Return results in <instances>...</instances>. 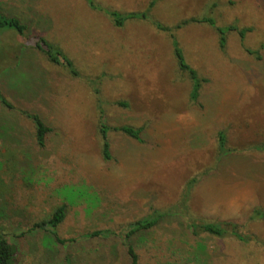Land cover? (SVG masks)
I'll return each instance as SVG.
<instances>
[{
	"label": "rangeland",
	"instance_id": "rangeland-1",
	"mask_svg": "<svg viewBox=\"0 0 264 264\" xmlns=\"http://www.w3.org/2000/svg\"><path fill=\"white\" fill-rule=\"evenodd\" d=\"M0 10L27 26L0 32V90L14 106L0 104V236L15 245L16 264H127V225L156 209L171 212L133 238L139 264H184L179 249L198 241L208 264H264V217L252 218L264 212V0H0ZM107 10L139 16L116 26ZM205 17L234 27L223 49L205 22L175 28ZM157 23L207 79L196 99ZM38 36L79 74L49 62ZM20 111L49 127L43 146ZM100 116L141 128L140 139L108 130L104 159ZM62 203L61 223L29 231ZM190 221H234L259 242L194 238ZM106 228L121 239L84 237ZM51 231L74 242L62 247Z\"/></svg>",
	"mask_w": 264,
	"mask_h": 264
},
{
	"label": "trees",
	"instance_id": "trees-1",
	"mask_svg": "<svg viewBox=\"0 0 264 264\" xmlns=\"http://www.w3.org/2000/svg\"><path fill=\"white\" fill-rule=\"evenodd\" d=\"M89 4H91V6L96 8L93 2H90ZM106 12L108 16L110 17V19L113 21V24L116 26H123V23L125 21L139 16V14L135 12L122 13L116 10H109V11L107 10ZM187 22H205L208 25H211L212 27H214L215 30H217L219 34L218 44L221 49L225 47L226 31L230 29H234L233 26H228L226 29L217 27L215 26L213 18H208V17L202 18L201 20L199 19L182 20L179 24L175 26V28L176 27L179 28L181 27V25H184ZM8 29H14L17 33L22 35L27 29V26L19 18L15 16H9L8 14L0 10V32L2 33L3 31L8 30ZM157 29L167 31L169 33V36L173 38L172 39L173 53L178 61L179 67L189 73L190 78L193 83L192 89L190 91V98L192 100L196 99L198 96V89L201 86V82H207V79L198 78L196 71L190 68L187 65V63L184 61L183 53L180 47L177 45V42L174 40V34L172 32V29L166 26H162L161 24L159 25L158 23H157ZM246 30L248 29L239 31L241 36L245 33ZM35 47L46 56L49 62L56 64V65H61L62 67L66 69V71L71 76H77L79 74L78 70L75 68L71 59L55 44H52L45 38L38 36L35 42ZM247 50L250 53H255L256 57L259 58L256 50H251V49H247ZM0 104L5 106V108L14 109L13 104L7 100V98L4 96L1 90H0ZM20 112L33 122L34 128H35L36 143L39 146H43L44 141H45V136L50 131L49 127L43 122L42 118L37 113H29L27 111H20ZM99 124H100L99 131L102 137L101 154L104 159H109L111 157L110 141H109L108 133H107L108 130L110 129L117 130L118 132H121L128 137H131L134 139H140L141 128H135L130 125H123L120 127L107 126L105 123L102 122L101 116H100ZM218 135H219V149L221 151H224L225 150V135L222 131H220ZM192 182H194V180L190 181V183L188 184V187L192 185ZM184 203L185 201L182 202L181 206H185ZM65 206L66 205L64 203L56 206L51 212V214L48 215L47 218L34 223L30 227L29 231L34 230V229L43 230L47 226L53 227V228L56 227L65 218L64 217L65 216ZM170 212L171 211L168 212L167 210L161 211V210L156 209L153 211V214H150L144 218L136 219L127 225L126 230L123 233V248L125 250L126 257H127V264H139V256L133 246V238L137 236L138 233L153 228L161 220L164 219L163 218L164 216L168 215V213ZM258 217L263 218L264 212H261V210L260 211L256 210L252 218L255 219ZM188 228L190 230L189 231L190 234L194 238H198L201 234H206V235L218 236V237L232 236L244 243L245 242L247 243L259 242L254 235L240 232L237 229L234 221H222V222L190 221L188 223ZM51 234L55 236V241L62 247L69 246L70 244L74 242L73 239H70V240L60 239L52 231H51ZM110 236L112 237L119 236V238L121 239L122 233L119 235H116L111 229H108V228L96 229V230H92L91 232L86 233L84 237L85 238H91V237L92 238L93 237L108 238ZM179 250L184 254V257H183V260L185 262L184 264H208L209 263V257H208L209 254L207 250H205V246L199 241L192 245H188V246L184 245L183 248H180ZM16 252L17 251H16L15 245L11 242H8V240L4 238L3 236H0V264H16V259H15ZM65 259L70 262L69 255H65Z\"/></svg>",
	"mask_w": 264,
	"mask_h": 264
}]
</instances>
